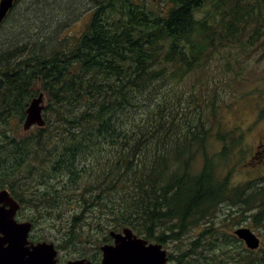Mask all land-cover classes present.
<instances>
[{"label": "trees", "instance_id": "obj_1", "mask_svg": "<svg viewBox=\"0 0 264 264\" xmlns=\"http://www.w3.org/2000/svg\"><path fill=\"white\" fill-rule=\"evenodd\" d=\"M21 1L0 32L14 20ZM94 1L78 36L60 38L46 50L36 42L29 46L25 31H17L12 35L17 42L0 50V189L25 204L33 163L49 162L55 177L79 173L81 183L67 181L58 195L53 189L45 207L50 216L69 211V229L57 249L76 239L73 229L79 225L85 236L98 230L107 241L112 229L130 227L161 244L176 243L203 225L185 249L167 254L169 264H264V236L258 249L248 250L227 230L240 216L264 235V177L231 182L233 168L244 159L245 131L219 129L215 139L222 148L207 149L212 126L221 127L219 102L228 96L216 87L228 77L183 91L220 47L247 51L250 43L264 45V0ZM40 93L47 100L46 126L18 137L9 121H24L27 106ZM134 95L140 106L127 111ZM246 95L239 91L238 101ZM263 115L264 108L257 120ZM165 138L174 142L162 146ZM49 142L54 144L46 148ZM148 143L154 148L139 154L138 147ZM198 156L202 164L195 169ZM74 191L80 194L77 205L68 198ZM27 196L28 205L41 209L32 194ZM226 208L236 210L226 214L225 228L217 218ZM73 251L100 264L95 252Z\"/></svg>", "mask_w": 264, "mask_h": 264}, {"label": "rangeland", "instance_id": "obj_2", "mask_svg": "<svg viewBox=\"0 0 264 264\" xmlns=\"http://www.w3.org/2000/svg\"><path fill=\"white\" fill-rule=\"evenodd\" d=\"M94 3V0H22L18 4L19 10L14 20L8 23L7 27L0 32V50H5L14 42H17L12 38L13 33L17 31H25L24 40H22L27 41L30 39L27 41L29 46H31L33 42H36L37 45H42L46 50H51L60 38L78 36L84 31L90 20V13L94 7ZM148 5L152 8H159V6H156L154 3H148ZM247 41L248 38L245 37L244 42L246 44H248ZM255 45L256 43L248 44L247 51H243L236 45L231 46V44L220 47L219 50L214 53V57L210 58L209 56L210 59L204 68H200L193 72L187 80L188 84L183 87V91L187 93L192 84L195 90L197 85L203 81L212 84V80L216 83L217 80L228 77L227 84L216 87V89L222 93L227 90L228 96L226 100L223 99L219 102L221 127H218V123L212 126V133L207 144V149L209 153H214L222 148L221 142L215 139L219 129L221 132L233 130L235 128L245 131L244 143L241 145V147L245 149L244 159L233 168L231 174L232 184H243L247 181L264 177V171L256 165L257 159L252 158L259 139L263 140L264 138V115L260 120L256 118V116L260 117V112L262 108H264V45L259 44L256 47ZM239 91H244L247 94L244 97L246 99L243 98L242 101H238L237 96ZM132 97L134 99L131 105L125 107L127 111L133 110L135 106H140L139 97L137 95L136 97L135 95ZM44 99L46 103L47 100L45 95ZM229 104L230 107L232 106L231 108ZM22 122L23 121H18L17 119H11L9 121L10 127L18 137L27 134L22 128ZM173 142V139L165 138L162 142V146H169ZM52 144L54 143H47L46 148H49ZM153 148L154 147L150 143L144 144L138 147V152L139 154L145 153ZM128 154L131 153L127 152L126 155ZM201 164L202 159L198 156L195 160V169L200 168ZM64 167L65 166H61V169H64ZM31 170L34 175L29 177L31 184L26 185L25 183V189H28V191H26V194L23 193L25 204L21 214L27 217L32 216L36 220L32 232L34 235L43 232L44 234L41 241L53 242L57 245L61 238H64L63 236L69 229V211L65 210L64 207H58L60 210H65L64 215L62 216L63 213H56L50 216V214H47L45 207H48L46 204L52 201L50 197L52 190L55 189L57 195L58 193L66 191L64 186L67 184V181L73 182V180H76L80 182L78 181L79 173L73 174V178L69 177L68 179L67 177H55L53 175L56 170H51L49 162L47 161L33 163L31 165ZM46 174L51 176L49 181L45 178ZM89 181L90 180H88L87 183ZM78 186L81 187V185ZM42 192L44 193V197L41 195ZM28 194L33 195L31 201L40 203L41 209H37L36 206L33 205H28V203H30L27 196ZM79 197L80 194L74 191L72 194H69L68 198L77 205ZM57 203L60 204V201H57ZM235 210L236 208H233L232 211L226 208L218 211L220 217L217 219L222 221L223 227L226 228L223 222L228 221L225 217L226 214L230 211L234 216ZM238 217L240 216L236 218L237 223L230 225L229 229H227L228 232L238 227H247L259 237L260 247L263 242V233L257 228L252 227L248 218L245 217L241 219V217ZM201 226L203 225L190 228L180 239L176 240V243H174L175 240H173L166 244H161L162 248L167 251V254L171 252L173 255H176L179 250L185 245H188L193 238L198 236L202 229ZM73 231L78 234L76 239H72V242L68 243L66 247L58 249V257L60 258L59 264L63 263V260L79 258L77 253L73 251L74 248L89 255L95 252L100 257L102 256L100 246L106 242L112 243V238L109 235L111 240L107 241L105 239L107 234L105 235L98 230L92 231L89 235L85 236L86 230L82 225L74 228ZM98 246L99 250L96 251V247ZM89 260L94 262L96 258L92 256V259L89 258ZM167 264H169V262H167Z\"/></svg>", "mask_w": 264, "mask_h": 264}, {"label": "water", "instance_id": "obj_3", "mask_svg": "<svg viewBox=\"0 0 264 264\" xmlns=\"http://www.w3.org/2000/svg\"><path fill=\"white\" fill-rule=\"evenodd\" d=\"M16 0H0V25L4 22ZM41 96L30 101L25 113L24 128L33 124L42 125L43 107ZM20 209L7 190H0V264H55L58 250L53 242L28 240L31 222L17 223L16 212ZM114 243H105L101 249V264H166L167 251L157 242L138 239L129 227L112 230ZM234 234L247 249H257L259 237L247 227H238ZM63 264H92L87 258L68 260Z\"/></svg>", "mask_w": 264, "mask_h": 264}, {"label": "flooded vegetation", "instance_id": "obj_4", "mask_svg": "<svg viewBox=\"0 0 264 264\" xmlns=\"http://www.w3.org/2000/svg\"><path fill=\"white\" fill-rule=\"evenodd\" d=\"M255 147L257 149L255 148V151H254V153L252 155V158L253 159H257L256 165L259 166L260 168H262V170L264 171V138H263V140L262 139H259L258 144ZM10 194H11V196L13 198H15L13 196V193L11 191H10ZM16 201L19 202L20 205H21L20 209L16 212V215H15V218H16L17 222L19 223V222H23V221L29 220V219H27L26 216H22V214H21L22 211H23V208H24V204H21V202H20L19 199H16ZM31 223H32V228H31V231L29 232L28 239L31 242H33L34 244H36L38 240L35 239L36 238V235H34L32 233L33 232V229H34V226L36 224V220L34 219V221H32ZM233 233H234V230H233ZM112 243H113V240H112ZM62 262H64V261H62ZM57 264H59V261H58ZM60 264H63V263H60Z\"/></svg>", "mask_w": 264, "mask_h": 264}, {"label": "bare ground", "instance_id": "obj_5", "mask_svg": "<svg viewBox=\"0 0 264 264\" xmlns=\"http://www.w3.org/2000/svg\"><path fill=\"white\" fill-rule=\"evenodd\" d=\"M17 2H18V0H16V1L14 2L13 8L15 7V5H16ZM40 96H41V102H40V105H42V107H43V111H44V108H45V101H44V94H43V93H40L37 97H34L32 100L37 99V98H39ZM32 100H31V101H32ZM25 118H26V115H25ZM43 120H44V123H43L42 125H39V124H33V125H31L28 129H25V128H24V121H25V119H24L23 124H22V128H23V130H24L25 132H28V131H29L30 129H32L34 126H36V127H44V126H46V121H45L44 117H43ZM4 189L8 191L9 196H10V197H11V198H12L17 204H19V206L21 207L20 203L17 202L16 199L13 198V197L11 196L10 191H9L7 188H4ZM0 190H3V189H0ZM16 222H17V221H16ZM17 223H18V222H17ZM31 228H32V223H31V225H30V229H29V231H28V233H27V237H28V235H29V232L31 231ZM129 228H130V227H129ZM130 229H131V228H130ZM131 230H132V229H131ZM132 232H133V234H135V235L137 236L138 239H144L143 237L138 236L133 230H132ZM111 233H112V231L109 232V236L112 238L113 243H114L115 239H114V237L112 236ZM101 247H102V245L100 246V251H101V254H103V251H102ZM55 259H56L55 264H57L58 261H59V259H58V258H55Z\"/></svg>", "mask_w": 264, "mask_h": 264}]
</instances>
